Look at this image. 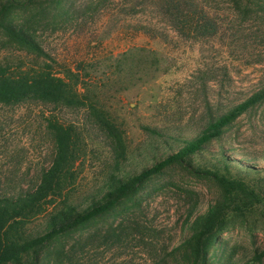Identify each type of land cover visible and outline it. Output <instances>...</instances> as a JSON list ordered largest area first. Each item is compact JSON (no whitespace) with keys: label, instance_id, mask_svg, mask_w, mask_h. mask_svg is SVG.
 I'll use <instances>...</instances> for the list:
<instances>
[{"label":"rangeland","instance_id":"rangeland-1","mask_svg":"<svg viewBox=\"0 0 264 264\" xmlns=\"http://www.w3.org/2000/svg\"><path fill=\"white\" fill-rule=\"evenodd\" d=\"M254 1L260 4L243 17L233 0H199V12L219 26L218 34L201 39L176 30L164 13V0L48 3L43 23L35 24L48 54L45 58L18 50L0 31V66L16 71L48 63L54 72L79 80L85 103L80 108H56L41 101L0 104V180L25 188L50 165L54 139L47 129L48 117L74 125L78 133L80 157L72 195L85 198L103 185L116 159L90 103L102 107L121 133L127 150L122 171L138 173L177 151L212 115L227 111L264 85V0ZM31 15L14 13L24 20ZM209 148L202 161L225 152L264 169V102L242 114ZM219 194L213 180L173 166L143 185L133 206L138 207L129 214L131 237L119 243H105L99 236L88 239L118 224L132 203L120 212L122 216H108L65 243L71 247L76 239L85 242L75 264H185L168 251L189 235L184 226L189 211L195 207L194 213L206 211ZM44 226L45 218L40 217L28 228L38 232ZM256 248H264V210L221 233L211 261L243 263ZM253 264H264V259Z\"/></svg>","mask_w":264,"mask_h":264},{"label":"trees","instance_id":"trees-1","mask_svg":"<svg viewBox=\"0 0 264 264\" xmlns=\"http://www.w3.org/2000/svg\"><path fill=\"white\" fill-rule=\"evenodd\" d=\"M233 2L243 17L254 12V4H260L254 0ZM48 3L60 4L62 0H0V31L7 41L26 54L47 57L36 35L35 24L43 23ZM199 5V0H164L163 10L178 32L197 39L215 36L219 31L218 22L207 13L199 12ZM16 11L32 15L27 20L17 19L14 17ZM68 72L73 75L70 70ZM78 81L68 74L54 72L48 63L37 68L19 67L16 71L0 66V104L41 101L56 108H80L85 103ZM262 102L264 85L227 111L212 115L206 126L195 137L186 139L177 151L134 174L121 169L127 150L117 125L102 107L90 103L100 128L111 140L116 162L104 184L80 199L71 193L76 182L74 167L80 157L77 130L72 124L47 117V129L54 139L50 165L25 188L15 186L13 181L0 180V264H75L78 248L83 249L85 242L76 239L68 247L65 241L108 216L117 213L122 216L123 209L130 203L133 204L127 207L130 211L124 210L126 213L118 224H111L105 233L95 232L88 239L99 236L105 243H119L131 237L133 221L128 220L129 214L138 207L133 206L143 185L173 166L213 180L220 194L206 211L194 213L196 207L189 211L184 226L190 233L168 254L181 256L185 264H213L211 250L217 245L220 234L236 221H248L264 210V176L261 178L264 169L225 152L210 161H202L200 157L242 114ZM150 131L163 134L156 129ZM40 217L45 218L44 228L38 232L29 230V224ZM263 259L264 248H256L250 260L239 264L261 263Z\"/></svg>","mask_w":264,"mask_h":264}]
</instances>
